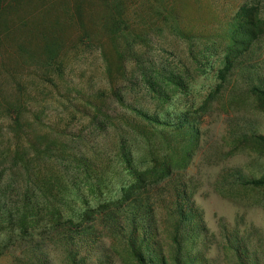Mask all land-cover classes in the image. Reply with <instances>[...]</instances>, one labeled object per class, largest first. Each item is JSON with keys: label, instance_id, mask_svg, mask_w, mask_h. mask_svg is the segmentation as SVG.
<instances>
[{"label": "rangeland", "instance_id": "374dc122", "mask_svg": "<svg viewBox=\"0 0 264 264\" xmlns=\"http://www.w3.org/2000/svg\"><path fill=\"white\" fill-rule=\"evenodd\" d=\"M244 3L264 17V0H184L186 10L178 22L184 33L157 24L150 44L136 43L139 59L123 47V72L110 45L82 46L70 26L64 28L65 46L50 67L39 56L32 57L36 52L31 47L25 61L0 56V207L7 213L0 218V264H27L20 254L27 239L20 235L17 215L34 202L32 197L41 213L27 235L45 238L51 224L116 203L134 185V173H151L160 166L170 167L172 179L192 194L206 229L202 234L193 220V228L184 233L192 264H239L230 235L243 240L248 254L264 264V192L233 183L237 171L255 178L264 174V152L241 136L253 129L264 134V113L241 77L219 80L230 26ZM259 60L264 66V55ZM142 69L163 76L177 72L185 88L169 87L170 99L156 102L137 77ZM16 110L24 116L22 131L15 130L9 114ZM132 110L173 124L186 117L198 135L188 128L176 132L143 123ZM130 125L139 130L146 126L147 136L131 135ZM122 139L127 140L126 152ZM48 145L52 148L46 153ZM24 157L33 182L75 175L50 198L53 209H62V221L53 220L55 212L44 211L45 200L25 184ZM166 192L159 193L160 201ZM167 217L165 212L160 215L164 223ZM169 236L167 231L162 239L168 256L173 255ZM105 244L113 246L115 264H132L121 243L106 238ZM46 250L51 264H66L54 242Z\"/></svg>", "mask_w": 264, "mask_h": 264}, {"label": "trees", "instance_id": "16d2710c", "mask_svg": "<svg viewBox=\"0 0 264 264\" xmlns=\"http://www.w3.org/2000/svg\"><path fill=\"white\" fill-rule=\"evenodd\" d=\"M184 10V0H0V56L7 57L14 63L16 58L25 61L31 57V47L36 52L32 57L39 56L45 66L50 67L65 46L64 28L70 26L77 36L78 44L82 46L95 44L102 49L104 45H110L118 63L117 68L123 72L120 55L123 47L137 60L138 52L134 53L138 46L136 43L142 42L145 46L150 44L151 35L157 31V24L170 25L177 33H184L178 26ZM263 48L264 17L254 5L244 3L236 11L230 26L229 38L223 49L219 80L225 82L228 77L235 75L241 77L249 95L264 113V66L259 60L264 55ZM102 58L106 60V56L102 55ZM139 63L141 62H136ZM152 63V58L148 57L147 64ZM167 74L152 75L142 69L137 77L142 80L147 96L162 103L170 99L172 91L169 87L179 91L185 88L179 73L170 71ZM99 108L95 107L98 113L101 112ZM132 112L143 123L176 132L188 128L195 137L198 135V130L186 117L173 124L162 121L158 115L149 116L137 110ZM9 114L13 118L15 130H24L22 113L16 110ZM129 127L131 135L142 138L147 136L146 126L141 127V130L137 128L140 126ZM257 132L253 129L251 134L242 133L241 136L252 141L258 151L264 152V134ZM126 141L121 140L123 152L127 151L124 147ZM51 148L48 145L43 151L48 153ZM16 156L19 157L18 154ZM20 159L22 170L24 167L23 172L27 176L25 184L45 200L43 210L55 212L52 219L62 221L65 216L62 209H53L50 198L55 199L53 194H58L63 182L74 180L75 175L61 176L62 180L52 175L35 178L33 182L25 157ZM133 176L134 185L116 203L96 212L84 209L64 219L63 224H51L45 238L44 234L27 235L28 226L33 225L41 213L37 198L32 197L34 202H27L17 215L20 235L27 239L26 246L20 252L27 264H51L46 254V248L51 242L59 246L66 264H88L87 260L91 259V264H115L112 258L113 246L105 244L106 238L121 243L132 264H192L193 260L184 249V233L193 228V220L202 234L206 232L201 214L191 201L192 194L185 185L172 179L170 167L160 166L151 173H134ZM233 183L264 192V174L255 178L237 171ZM162 191H167L165 201H160L158 196ZM28 194L27 190L26 199ZM161 202L166 205L163 206ZM163 212L168 216L169 224L161 221L160 215ZM5 214L7 213L0 207V218ZM167 231L170 235L167 239L169 248L173 250V255L170 256L162 243ZM230 236L233 239L230 248L239 264H257L259 259L248 254L243 240ZM227 242L231 244V239L228 238Z\"/></svg>", "mask_w": 264, "mask_h": 264}]
</instances>
